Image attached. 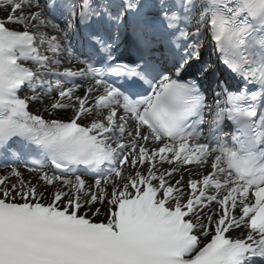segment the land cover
Segmentation results:
<instances>
[{
  "label": "snow or ice",
  "instance_id": "obj_1",
  "mask_svg": "<svg viewBox=\"0 0 264 264\" xmlns=\"http://www.w3.org/2000/svg\"><path fill=\"white\" fill-rule=\"evenodd\" d=\"M0 264H264V0H0Z\"/></svg>",
  "mask_w": 264,
  "mask_h": 264
},
{
  "label": "bare ground",
  "instance_id": "obj_2",
  "mask_svg": "<svg viewBox=\"0 0 264 264\" xmlns=\"http://www.w3.org/2000/svg\"><path fill=\"white\" fill-rule=\"evenodd\" d=\"M206 48H207V50H208V51H207V54L209 55V53L211 52V47H206ZM211 58H212V59L216 58V53L213 54V55L211 56ZM212 59H211V61L213 62ZM30 110L33 111V112H35V111H36V108H31ZM61 115H62V116H65V118H66V116H70L71 113H70V112H68L67 114L61 113ZM25 175L27 176V173H26Z\"/></svg>",
  "mask_w": 264,
  "mask_h": 264
}]
</instances>
